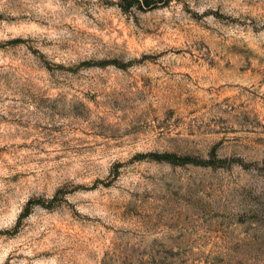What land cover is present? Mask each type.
<instances>
[{
  "label": "rangeland",
  "instance_id": "374dc122",
  "mask_svg": "<svg viewBox=\"0 0 264 264\" xmlns=\"http://www.w3.org/2000/svg\"><path fill=\"white\" fill-rule=\"evenodd\" d=\"M0 264H264V0H0Z\"/></svg>",
  "mask_w": 264,
  "mask_h": 264
}]
</instances>
